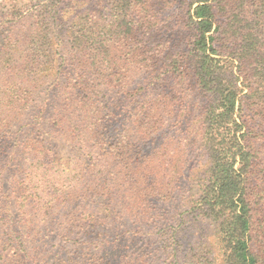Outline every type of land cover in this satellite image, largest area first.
<instances>
[{
    "label": "trees",
    "instance_id": "16d2710c",
    "mask_svg": "<svg viewBox=\"0 0 264 264\" xmlns=\"http://www.w3.org/2000/svg\"><path fill=\"white\" fill-rule=\"evenodd\" d=\"M46 113L78 153L68 168L29 130ZM183 188L207 236L172 235L177 264H264V0L0 8V264H144L125 221L170 231L157 207Z\"/></svg>",
    "mask_w": 264,
    "mask_h": 264
},
{
    "label": "rangeland",
    "instance_id": "374dc122",
    "mask_svg": "<svg viewBox=\"0 0 264 264\" xmlns=\"http://www.w3.org/2000/svg\"><path fill=\"white\" fill-rule=\"evenodd\" d=\"M32 0H0V8L4 13L7 12H13L15 10H20L25 8L27 5L30 4ZM66 41V40H65ZM54 93H50V97L53 98L52 96ZM115 99L113 96H108L105 98L106 101L108 99ZM110 104V102L108 101ZM112 109V108H111ZM73 114H75V111H73ZM50 113H46L44 119H40L39 121H36V124L33 126H30L29 130L32 129L36 134H39V136L45 139H48L47 141H50L51 144L53 145V148L55 152L58 153L57 155V166L56 168L64 169L68 168L69 164L72 162L71 158L78 157V153L75 155L73 144H70L69 140L65 138V136L62 134L61 129L59 127H54L52 125V118L50 117ZM117 121H113L111 125L112 126L111 130L112 133H115V128H120L121 126H124L123 122L124 120V115H119L116 117ZM126 123V121H125ZM154 143L151 142L148 144V146L153 145ZM21 147H19V150ZM77 152V150H76ZM203 165V159L200 160L199 157L194 156L191 158V162L188 165V170H187V175L186 179L184 180L187 183L189 181L187 180L190 173H192V170L194 168H200V166ZM61 174V173H60ZM59 176V175H58ZM5 187L7 191V194L10 193L9 188H8V181L5 182ZM183 187H189L188 185H184ZM186 189L183 188L176 192L175 198L172 201L169 202H161L158 204L157 210L159 213L160 218L165 216V218H170V223L169 226L171 227L170 231L162 229L163 227L159 228H153L151 226L145 225V223H136V227H139V230L136 234L130 232L131 230V222L130 221H125L129 222V225L127 224L125 228H130L126 233H123L122 236V243L120 242L119 244H122L123 250H138L141 253L144 254V258L142 259L144 261V264H177L179 259H175L172 256V246L170 245L172 242V235L176 234V237L178 236L183 242L184 245L188 246L187 243L191 242L194 240V238L199 237L200 234L203 232H206L205 230H200L198 228L194 229V226L189 222L191 218L193 217L192 214L188 213L187 207L185 208H177V204L179 202H176L175 199H180L184 196L186 193ZM175 203V204H174ZM13 205V204H12ZM93 207V206H90ZM97 210H100L102 212V216L107 217L109 215V210L105 205H101L97 208ZM4 215H0V221H2V217ZM7 217V216H5ZM110 221V220H109ZM125 222H119L115 226H118L117 228L119 231H122L124 229V224ZM166 225V223H165ZM106 224L103 225L102 228L98 229L99 236L102 239H107V236L111 233L110 230L105 229ZM207 227V224H206ZM208 228V227H207ZM162 229V230H161ZM187 234V235H186ZM184 235L187 236V238H184ZM207 236V232L204 233V237ZM194 237V238H193ZM112 237H109V240ZM50 242L52 243L50 246H52L54 249L59 247V241H55L54 239H50ZM170 245V246H169ZM74 248H79L84 249V246L80 245H75L73 244ZM72 246H65L64 252L65 255H69L71 252ZM10 251L9 248H5L4 246H0V257L3 255L4 258H9L8 252ZM176 260V262H175ZM182 262V260H180ZM5 264H8L5 262ZM31 263V261L29 262Z\"/></svg>",
    "mask_w": 264,
    "mask_h": 264
}]
</instances>
